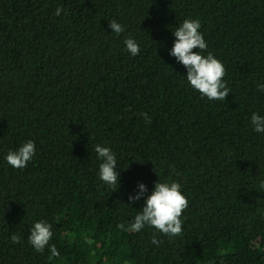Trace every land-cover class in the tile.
Masks as SVG:
<instances>
[{"label":"trees","instance_id":"trees-1","mask_svg":"<svg viewBox=\"0 0 264 264\" xmlns=\"http://www.w3.org/2000/svg\"><path fill=\"white\" fill-rule=\"evenodd\" d=\"M186 18L225 65V100L202 98L169 55ZM259 83L264 0H0V264H264ZM27 139L35 155L13 168L4 157ZM97 143L117 154L116 187L97 174ZM158 180L187 195L182 234L120 228L143 204L128 194ZM39 219L58 256L29 244Z\"/></svg>","mask_w":264,"mask_h":264},{"label":"clouds","instance_id":"clouds-1","mask_svg":"<svg viewBox=\"0 0 264 264\" xmlns=\"http://www.w3.org/2000/svg\"><path fill=\"white\" fill-rule=\"evenodd\" d=\"M67 14L66 9L57 7L55 14ZM111 32L117 35L125 31V26L116 20H110ZM201 29V23L197 18H186L172 30L174 41L169 49V55L182 64L186 69V79L191 87L198 91L201 97L208 100H225L231 92L223 79L226 68L224 63L213 53L205 54L208 48L207 41ZM125 48L133 56L140 52L139 42L129 37L124 41ZM193 49H197L194 51ZM261 92H264V83L257 85ZM141 115L149 120L147 113ZM250 126L256 133H264V113L253 111L249 117ZM95 153L99 160L98 176L100 180L109 187L119 185L120 169L117 167L118 157L110 146L97 143ZM36 152V143L27 139L18 147L9 150L4 159L13 168L23 169L32 160ZM130 202L143 200L142 206L136 212L128 224L119 225L125 231L139 232L145 227L154 228L159 233L168 237L182 234V211L188 207L186 193L182 191V185L175 180H158L151 190L143 181H139L136 189L128 194ZM53 238V225L46 219L34 221L28 235L29 244L37 251L44 252L47 248L51 256H58L59 249L55 243H50ZM13 244L19 243L22 239L20 234L15 232L10 235ZM152 244L160 245L161 241L154 235Z\"/></svg>","mask_w":264,"mask_h":264}]
</instances>
